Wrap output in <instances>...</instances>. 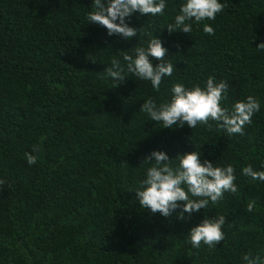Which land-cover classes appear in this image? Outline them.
<instances>
[{"label": "trees", "instance_id": "trees-1", "mask_svg": "<svg viewBox=\"0 0 264 264\" xmlns=\"http://www.w3.org/2000/svg\"><path fill=\"white\" fill-rule=\"evenodd\" d=\"M222 2L214 20L169 34L162 28L180 0H168L164 16H134L137 39L124 41L88 23L92 0H0V264H245V255L264 257V183L241 175L245 165L264 164V54L256 50L264 41V0ZM149 32L176 67L160 90L131 75L116 87L104 79L110 60ZM209 76L227 83L228 105L248 95L260 101L242 135L215 122L163 129L139 113L149 96L167 98L172 83L203 86ZM153 149L170 156L200 150L235 168L238 191L202 210L226 217L216 248L193 249L183 239L200 215L164 218L135 200L140 163ZM25 153L37 162L28 165Z\"/></svg>", "mask_w": 264, "mask_h": 264}, {"label": "clouds", "instance_id": "clouds-1", "mask_svg": "<svg viewBox=\"0 0 264 264\" xmlns=\"http://www.w3.org/2000/svg\"><path fill=\"white\" fill-rule=\"evenodd\" d=\"M167 7L168 0H92L87 20L102 26L109 37L130 41L134 37L137 39L139 30L132 25L134 16L158 18L165 15ZM223 9L222 0H180L171 22L162 29L169 34L191 33L194 24L214 20ZM203 31L214 35V28L208 23L203 24ZM145 35L148 38L140 46L131 47V52L120 51L119 56L110 60L103 70L104 79L116 87L131 75L149 82L153 90H160L165 77H172L176 67L168 59V49L160 37L150 32ZM256 50L264 54V41L256 45ZM227 88L226 82L217 81L213 76H209L203 86L193 84L188 87L183 82H175L167 98L157 100L149 96L143 100L139 113L145 116L144 121H154L163 129H195L215 122L228 135H242L244 127L251 124L254 114L260 111L261 103L248 95L228 105ZM32 151L39 152V148L34 147ZM25 158L28 165L37 162V156L32 153H25ZM140 164L143 178L131 190L139 206L164 218L173 213L180 220L200 215L199 222L188 229L183 239L193 249H199L201 245L216 248L224 240L222 228L226 217L219 214L204 216L202 210L210 204L217 205L226 192L238 191L235 168L203 158L200 150L170 156L165 150L153 149L143 156ZM241 175L264 183V164L260 170L251 164L245 165ZM3 183L0 179V184ZM254 203L247 204L248 211H252ZM243 259L245 264H264V257L260 255H245Z\"/></svg>", "mask_w": 264, "mask_h": 264}]
</instances>
